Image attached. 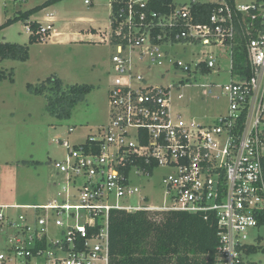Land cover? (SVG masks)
Here are the masks:
<instances>
[{
    "label": "built area",
    "instance_id": "1",
    "mask_svg": "<svg viewBox=\"0 0 264 264\" xmlns=\"http://www.w3.org/2000/svg\"><path fill=\"white\" fill-rule=\"evenodd\" d=\"M243 1L192 0L178 8L174 0H111V33L103 41L118 48L112 62L126 81L110 91V120L80 145L60 140L66 155L55 167L65 183L55 199L0 206V264H110L112 211H182L215 219V264H255L248 231L264 215V0ZM200 4L215 6L206 22H199ZM51 31L42 25L41 41ZM196 44L223 50L230 61L232 80L222 86L227 113L209 123L183 118L171 87L149 84L134 70L137 59L155 62L160 46ZM236 47L244 53L238 64ZM203 55L194 72L223 60ZM175 66L191 70L181 61ZM162 167L170 170L163 178L170 206L115 201L141 192L133 177ZM9 209L24 213L12 216Z\"/></svg>",
    "mask_w": 264,
    "mask_h": 264
},
{
    "label": "rangeland",
    "instance_id": "2",
    "mask_svg": "<svg viewBox=\"0 0 264 264\" xmlns=\"http://www.w3.org/2000/svg\"><path fill=\"white\" fill-rule=\"evenodd\" d=\"M61 0L32 16L45 27L51 25V36L45 41L29 43L26 21H18L0 29V41L28 44L30 56L26 61L6 59L0 62V196L6 202L23 205L42 204L56 195L65 183V174L55 167L66 149L60 140L71 145L84 143L93 131L110 120V91L126 76L116 72L112 56L118 48L104 42L111 33V0ZM192 0H174L178 8ZM46 0H0V26ZM247 2V1H243ZM52 17L50 22L46 19ZM54 31L58 33L54 34ZM141 51H136V56ZM204 52L218 59L219 66L210 72H194ZM154 55L136 60L135 72L142 73L149 84L171 87L173 105L185 119L209 123L227 113L229 99L223 85L231 82L230 61L224 51L208 50L201 44L175 47L160 46ZM181 61L191 70L176 68ZM148 65H151L148 68ZM49 78L60 79L64 87L88 85L92 89L73 108L69 119H59L48 111L47 95L28 89ZM183 81V82H182ZM178 95H183L182 99ZM170 170L162 167L154 175L133 177L141 192L132 197L116 199L121 206L166 207L171 200L166 194L163 178ZM15 216L23 209H9ZM153 213H161L153 211ZM159 221L161 217H156ZM248 241L258 252L250 256L255 264H264V225L248 231ZM0 234V250L5 251ZM24 264L23 260L19 261Z\"/></svg>",
    "mask_w": 264,
    "mask_h": 264
},
{
    "label": "trees",
    "instance_id": "3",
    "mask_svg": "<svg viewBox=\"0 0 264 264\" xmlns=\"http://www.w3.org/2000/svg\"><path fill=\"white\" fill-rule=\"evenodd\" d=\"M61 0H46L26 12H20L15 18L6 21L0 29L18 21H26L31 31L29 43L40 39L41 23L30 18L46 7ZM169 3L170 0H163ZM203 12L199 22H206L214 5L200 4ZM159 11L158 4L153 7ZM160 8V9H159ZM237 64L243 59V51L235 48ZM239 55V56H238ZM30 56L28 44L22 45L0 41V62L11 59L26 61ZM238 66V65H237ZM249 74V69L246 67ZM204 72L210 69L203 68ZM28 89L38 95H47L48 111L59 119H69L73 108L92 87L74 85L64 87L58 78H49L43 83ZM156 217H161L158 221ZM264 225V215L260 225ZM217 223L215 219L206 220L202 215L182 211H112L110 215V264H215L218 249ZM248 252H258L257 246L248 247Z\"/></svg>",
    "mask_w": 264,
    "mask_h": 264
},
{
    "label": "crops",
    "instance_id": "4",
    "mask_svg": "<svg viewBox=\"0 0 264 264\" xmlns=\"http://www.w3.org/2000/svg\"><path fill=\"white\" fill-rule=\"evenodd\" d=\"M49 19H46V21L47 22H50L52 19V17H48ZM30 21H35V20H32V17L30 18ZM38 22V21H37ZM39 23H41V22H39ZM41 25H43L42 23H41ZM44 26V25H43ZM29 32H30V34H31V31H30V29H29ZM55 33H58L57 31H54V34ZM59 193H60V191L58 192V194L56 195V197L59 195ZM53 199H55V198H53ZM53 199H50L49 201H52ZM49 201H47V202H45V203H42V204H46V203H48ZM2 205H9V206H14V205H22L23 206V204H18V203H12V202H6L5 201V198H3L2 196H0V206H2ZM37 205H40V204H37Z\"/></svg>",
    "mask_w": 264,
    "mask_h": 264
}]
</instances>
